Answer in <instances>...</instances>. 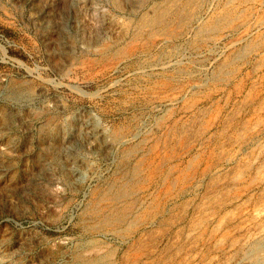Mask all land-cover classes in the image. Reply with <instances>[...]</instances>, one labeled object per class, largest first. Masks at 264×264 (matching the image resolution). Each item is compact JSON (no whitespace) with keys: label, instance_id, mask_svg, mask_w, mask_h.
Here are the masks:
<instances>
[{"label":"rangeland","instance_id":"rangeland-1","mask_svg":"<svg viewBox=\"0 0 264 264\" xmlns=\"http://www.w3.org/2000/svg\"><path fill=\"white\" fill-rule=\"evenodd\" d=\"M0 264H264V0H0Z\"/></svg>","mask_w":264,"mask_h":264}]
</instances>
